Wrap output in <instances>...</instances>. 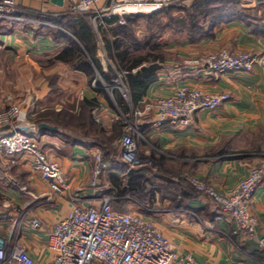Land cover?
I'll return each mask as SVG.
<instances>
[{
    "label": "crops",
    "instance_id": "obj_1",
    "mask_svg": "<svg viewBox=\"0 0 264 264\" xmlns=\"http://www.w3.org/2000/svg\"><path fill=\"white\" fill-rule=\"evenodd\" d=\"M18 7L20 11L45 16H60L65 11L64 7H57L49 0H19ZM42 23L45 28L52 27ZM0 27H7L5 33L0 32V46L8 54L44 56L65 47V43L57 44L44 33L35 37L28 27L7 20L0 19ZM165 50L168 53L167 59L156 74L157 80L146 90L142 102L170 97L183 85L196 87L207 94H226L229 99L212 112H201L185 130L154 129L150 119H146L143 129L155 147L149 142L143 143L154 148L162 157L172 156L177 164H191L189 174L210 182L219 192L227 193L247 175L250 166L264 156V35L251 31L241 22H231L216 27L213 38L197 42L179 39ZM220 50L249 54L255 56L257 62L248 73L230 72L215 80L198 76L197 70L186 64L189 59ZM98 59L103 61L101 57ZM63 71L77 86L73 88L67 85L68 89L71 87L77 90L78 101L84 98L92 103L95 106L92 110L99 116L104 130L110 129L120 113L114 100L109 96L104 98L97 95L92 86L86 85L83 73H70L65 68ZM2 94L1 89L0 112L4 108ZM40 94H31L26 101L27 114L33 119L53 105L44 89ZM45 124L55 130L35 129L34 139L38 147L50 162L59 166L71 187L70 195L81 198L80 206L97 207V190L90 188L92 156L96 148L78 139L71 143L64 141L59 128ZM217 151H222L223 155L209 156ZM4 169L0 161V213L6 217L2 223L3 229H8L12 224L15 209L26 208L31 216L39 218L44 225H50L60 215L67 213L69 196L54 198L55 203L52 205L42 203L46 196L52 195L47 184L39 178L29 179L30 168L25 159L10 168L9 173ZM108 175L101 178L100 187H109ZM175 203L177 201L171 202L169 199L158 201L157 205L169 209V212L153 216L174 252L191 256L196 264H264V255L257 252L253 242L231 237V223L213 222L209 202L204 196H194L188 202H178L179 205ZM251 206V212L257 219L256 236L262 238L264 183L256 189ZM186 208L199 212L204 223L184 213ZM127 212L141 214L132 205L127 208ZM42 238L40 234H31L20 242L38 262H43L46 256V253L42 257L38 255V240Z\"/></svg>",
    "mask_w": 264,
    "mask_h": 264
},
{
    "label": "built area",
    "instance_id": "obj_2",
    "mask_svg": "<svg viewBox=\"0 0 264 264\" xmlns=\"http://www.w3.org/2000/svg\"><path fill=\"white\" fill-rule=\"evenodd\" d=\"M19 0H0V19L29 28L44 23L21 17ZM189 0H63V14L87 17L90 25L105 28L106 21L118 19L124 25V18L141 14H152L166 7L187 6ZM244 5L258 6L264 0H242ZM257 62L255 56L232 53L227 50L202 55L187 60L186 64L197 70L198 76L215 80L230 72L248 73ZM124 74L116 73L113 80L124 103L129 107L127 90L122 82ZM94 89V83L92 85ZM229 99L226 94H207L200 89L183 85L170 97L144 101L141 108L122 115L125 128L117 142L120 164L110 168L107 159L99 152L92 156L90 188L97 190V207L80 206L81 198L70 195L71 187L62 175L59 166L50 162L35 142V129L27 122L28 116L14 104L0 113V129L8 127L7 133H0V158L11 165L25 159L30 168L29 179L39 178L47 184L52 196H46L43 204L52 205L54 198L69 196L67 213L60 215L50 225L31 216L26 208L15 209V217L8 229L2 223L6 217L0 213V264H196L189 255L174 252L162 231L150 220L158 213L169 212L167 208L135 202L131 197L125 200L140 210L141 214L121 213L113 209L114 195L108 188L100 187V180L112 173L127 176L144 167L139 154V143L147 142L142 135L146 119H150L154 129H187L193 118L201 112H212ZM8 101H11L8 98ZM95 110L92 115H95ZM96 122L97 117L95 116ZM7 131V130H3ZM146 156V153L143 154ZM196 193V198L204 196L208 200L214 223L229 222L231 237L253 242L257 252L264 255V237L256 236V217L251 212V204L256 189L264 183V157L249 168L247 175L237 186L227 193H221L215 185L200 180L193 175L184 178ZM179 200L181 198L179 197ZM199 223L204 220L195 209L183 210ZM214 229V228H210ZM40 234L38 262L20 245L28 235Z\"/></svg>",
    "mask_w": 264,
    "mask_h": 264
},
{
    "label": "trees",
    "instance_id": "obj_3",
    "mask_svg": "<svg viewBox=\"0 0 264 264\" xmlns=\"http://www.w3.org/2000/svg\"><path fill=\"white\" fill-rule=\"evenodd\" d=\"M242 4V0H193L188 8L166 7L148 15L127 16L124 18L122 26L118 25L117 18H111L106 21V28L99 30L103 51L107 57L103 62L97 57L99 46L96 34L87 17L70 14L45 16L23 11L20 15L23 18L40 20L52 25L51 28L37 25L33 36L37 37L44 33L57 44L65 43V47L55 54L54 62L67 65L74 71L83 73L90 85L94 83L101 88V83H103L104 86L108 85L107 87H109L113 84L116 72L124 74L122 83L127 90L130 109L136 110L142 107V99L146 90L157 80L156 74L167 59L164 52L166 44L162 40L164 35L171 33L175 37L178 35L184 37L189 42H197L213 38L216 27L231 22H241L251 31L261 32L264 35V23H257L253 17L246 14ZM139 22H145V31L140 38L137 36V31L140 30ZM113 93L117 109L121 114L129 113L130 109L124 103L119 92L114 90ZM84 106L89 109L88 112L93 109V104L90 102L86 101ZM90 115L92 116V114ZM87 118L88 120H85L82 127L88 128L85 134L93 133L91 134L93 135L91 145L103 147L106 141L98 139L96 134L102 133L108 138L109 135L103 128L99 129L95 125L96 121L93 116V120L91 117ZM113 123L114 132L117 134L120 129L123 134L125 124ZM142 135L152 147H155L144 129H142ZM150 148L148 146L147 150L149 151ZM212 155L220 156L223 155V152L217 151L209 154V156ZM160 157V163L163 164L166 159ZM181 166L183 164L179 165V167ZM138 171L128 174L124 183L117 175L108 173L110 174L107 176L108 190L115 198L112 203L114 210L121 213L127 212V208L131 206L132 202L125 200V196L143 204L150 201V198L152 199L153 187L147 188L149 185L146 184L147 179L137 182L139 178L135 175ZM174 186L183 203L191 200L196 194L193 188L184 181L180 180ZM162 199L169 198L165 195Z\"/></svg>",
    "mask_w": 264,
    "mask_h": 264
},
{
    "label": "rangeland",
    "instance_id": "obj_4",
    "mask_svg": "<svg viewBox=\"0 0 264 264\" xmlns=\"http://www.w3.org/2000/svg\"><path fill=\"white\" fill-rule=\"evenodd\" d=\"M192 1L193 0H189L187 3L188 5L183 6L181 8H188ZM242 6L246 14L253 17V19H255L257 23H261V24L264 23V4L258 6H249L242 4ZM141 15H148V14H141ZM91 27L96 34L97 43L99 46L97 57H101L104 61L106 56H105V52L103 51V45H102L103 43L99 36V30L105 29L106 27L105 28H102L100 26H98L97 28L93 26ZM139 27L140 30L137 31V36L140 38L142 37V34L145 31L144 30L145 22H139ZM36 28H37L36 26H34V28L32 29L28 27L32 35H33V31H35ZM6 31L7 30L4 27H0L1 33H5ZM179 39H184V37H181L179 35L175 37V35L168 33V35L167 34L164 35L162 40L166 44V48H167L171 43H174ZM57 52L44 56L30 55L25 57L23 55H13L11 52L8 54L0 46V90L1 89L3 90L2 97H4V108L0 113L7 111L14 104L15 106H17L16 108L18 110H20L21 112H23L28 116L27 122L31 126L36 127L37 123L45 124L46 122L59 128V130L63 134L62 138L64 139V141L71 143L74 139H78L91 145L92 144L91 137H93V135L91 134L93 133L90 132V135L85 134V132L88 131V128L82 127V124L86 122L85 121L86 119L88 120L87 117H91L92 120L94 118V120L96 121L95 119L96 116L99 122H96L97 124L95 122L94 123L96 126L99 127V129H102L103 127L101 124V120L99 116H97V114L92 115L93 116L92 118L90 114H92L93 110L92 111L90 110V112H88L89 109H87L84 106L86 102L84 98L78 101L76 97L78 93L76 92L77 90H74L71 87H69L70 89H68L69 85L73 86V88L77 86L74 85L72 81L65 75L63 69L64 68L68 69L70 73H76V72L68 66L54 62L53 58ZM164 52L167 57L168 56V53H166L167 51L165 50ZM85 79H86V85H90L88 79L86 77ZM92 85L93 83L90 86ZM107 86L108 85L104 86L103 83H101V88H99L94 84V91L97 95L101 97L107 98L109 96L110 98L114 99L115 94L111 92V87L112 88L115 87V84L113 83L109 87ZM42 89H44V92L47 94V96L51 98L52 100L51 103L53 104L52 108L54 109L50 108L48 110H45L44 112L39 113L33 119L27 114L28 112L25 108L27 106L26 101L27 98L31 96V94L41 95L40 93ZM8 98H10L11 101H8ZM57 106L60 108L59 109L55 108ZM76 106H77V111H76ZM94 107L95 106L93 105V108ZM120 114L121 112L117 114L114 122H119L120 124H124V121L122 120ZM113 124L114 123H112L110 129L105 130L106 134L109 135V138L107 136H103L102 133L96 134L98 139H101L106 142H104L105 145L101 148L95 147L96 152H99L103 156V158L107 159L108 163L111 166L110 168H115L117 165L120 164L119 161L120 151L117 142L119 138L122 136V130L119 129L117 134L114 132ZM0 132L7 133L8 130L2 131V129H0ZM112 135L115 138H112L113 137ZM138 148H139V154L143 157L144 160L142 161L145 165L144 167L138 169L139 171L135 175L137 178H139L137 182L147 179L148 182H146V184H149L147 185V188L153 187L152 199L150 198V201H148L147 204H149L150 206L156 205L157 207L158 206L157 202L162 200V197L165 195H167V197L171 202H175V200L177 201V204L178 202H181L182 199L179 200L180 196L176 193L177 191L174 184L180 180L186 183L184 178L190 175L188 170L191 164L184 163L185 165L183 164V166L179 167L181 163L177 164V162L173 161V159L171 158L172 156L164 157L166 161L163 164H161L160 163L161 157L160 155L157 154L154 148H150L148 151L146 145H144L142 141L139 143ZM145 153L146 156H143V154ZM0 161L1 164H3L6 173H9L10 168L16 166L9 164L2 159H0ZM252 166L253 165H251L250 167ZM117 176L121 178V181L123 183L127 180L126 176L123 175H117ZM177 204L175 203L174 205ZM152 217L153 216L150 217V220H152V222L156 225L157 224L156 218L155 217L152 218Z\"/></svg>",
    "mask_w": 264,
    "mask_h": 264
},
{
    "label": "water",
    "instance_id": "obj_5",
    "mask_svg": "<svg viewBox=\"0 0 264 264\" xmlns=\"http://www.w3.org/2000/svg\"><path fill=\"white\" fill-rule=\"evenodd\" d=\"M51 4H54L57 7H63V0H49ZM8 127H4L3 130H8ZM37 130H55V128L48 126L46 124H40L36 127Z\"/></svg>",
    "mask_w": 264,
    "mask_h": 264
}]
</instances>
